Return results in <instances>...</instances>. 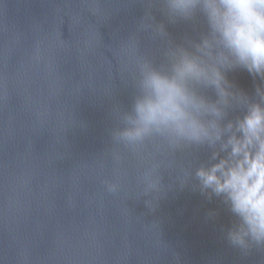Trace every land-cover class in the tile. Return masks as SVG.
<instances>
[{
    "label": "water",
    "instance_id": "1",
    "mask_svg": "<svg viewBox=\"0 0 264 264\" xmlns=\"http://www.w3.org/2000/svg\"><path fill=\"white\" fill-rule=\"evenodd\" d=\"M227 11L222 0H189L182 13L157 74L181 88L186 118L140 119L101 264H264V236L235 210L229 191L198 175L221 166L223 179L243 159L233 143L244 140L245 118L257 108L264 115V67L257 71L229 44ZM185 63L194 71L183 72ZM258 148L254 140L247 150Z\"/></svg>",
    "mask_w": 264,
    "mask_h": 264
},
{
    "label": "clouds",
    "instance_id": "2",
    "mask_svg": "<svg viewBox=\"0 0 264 264\" xmlns=\"http://www.w3.org/2000/svg\"><path fill=\"white\" fill-rule=\"evenodd\" d=\"M227 13L221 23L224 35L242 60H250L251 66L259 71L264 67V0H222ZM213 15H218L213 9ZM194 65L185 63L183 72H193ZM155 99L138 103L136 110L145 123L157 120L183 121L185 113L181 103L186 101L181 88L166 77L153 73L147 80ZM197 133L194 123L189 125ZM244 140L234 141L233 154L243 153V159L230 167L223 179L216 175L219 167L210 173L201 171L198 175L205 186H215L217 192L229 191L235 210L244 216L254 234L264 236V115L254 109L242 125ZM259 141V148L253 155L248 146Z\"/></svg>",
    "mask_w": 264,
    "mask_h": 264
}]
</instances>
